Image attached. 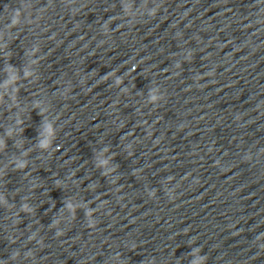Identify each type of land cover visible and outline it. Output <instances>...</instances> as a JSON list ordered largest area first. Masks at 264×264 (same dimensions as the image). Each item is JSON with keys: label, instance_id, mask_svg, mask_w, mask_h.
Segmentation results:
<instances>
[{"label": "clouds", "instance_id": "clouds-1", "mask_svg": "<svg viewBox=\"0 0 264 264\" xmlns=\"http://www.w3.org/2000/svg\"><path fill=\"white\" fill-rule=\"evenodd\" d=\"M156 14V9H154L153 11H152V13H151V15H155ZM133 71H135V69H133ZM116 83H117V86H119V85H121L123 82L120 80V78H117L116 79ZM152 102L153 103H158V101H159V97L158 96H153L152 98ZM171 179V178H170ZM25 208H26V206H25ZM88 215H89V217L91 218L92 217V215H93V212L92 211H90L89 213H88ZM90 226H95L94 225V222L93 221H91V219H90ZM203 259H206V257L205 258H202V260Z\"/></svg>", "mask_w": 264, "mask_h": 264}]
</instances>
